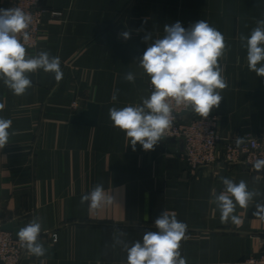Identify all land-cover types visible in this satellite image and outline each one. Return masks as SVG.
<instances>
[{"label": "crops", "instance_id": "crops-1", "mask_svg": "<svg viewBox=\"0 0 264 264\" xmlns=\"http://www.w3.org/2000/svg\"><path fill=\"white\" fill-rule=\"evenodd\" d=\"M42 6L38 46L26 52L58 56L63 78L57 82L42 69L29 73L33 86L20 96L0 80V117L10 119L9 132H15L0 149L2 223L18 232L39 219L38 242L46 249L43 257L27 251L22 264H127L116 240L129 246L142 240L164 211L188 226L180 247L187 262L238 264L259 257L264 221L253 212L264 204V173L220 162L191 170L182 142L167 138L153 150L137 144L134 151L125 132L112 126L109 109L150 96V77L139 58L163 38L165 25L179 21L187 29L203 19L230 46L220 60L227 87L209 116H219L225 138H264V77L249 70L240 41L264 19V0H42ZM0 8H10L9 1L0 0ZM55 12L61 16L53 17ZM123 31L131 38L124 40ZM128 72L134 83L123 79ZM89 103L99 106L97 124L73 123ZM221 177L244 180L249 191L260 193L248 208L237 205L240 224L220 220L214 194L224 191ZM98 183L106 192L116 190L115 200L90 210L81 197Z\"/></svg>", "mask_w": 264, "mask_h": 264}, {"label": "clouds", "instance_id": "clouds-1", "mask_svg": "<svg viewBox=\"0 0 264 264\" xmlns=\"http://www.w3.org/2000/svg\"><path fill=\"white\" fill-rule=\"evenodd\" d=\"M31 23L32 17L20 8H0V80L17 96L25 94L33 86L29 73L42 69L45 73H53L57 82L63 78L58 56H51L47 51L35 56L27 55L25 44L30 39L27 29ZM163 30V38L155 39L138 63L150 77L153 89L150 96L142 97V103L135 106L109 109L112 126L125 132L128 144L134 151L137 144L145 151L154 149L171 127L175 108L191 109L201 117H208L223 99L219 90L227 87L220 60L230 46L226 45L220 31L203 19L187 29L177 21L165 25ZM121 36L128 40L131 33L123 31ZM150 39V33L143 37L145 42ZM240 41L247 50L249 70L256 76L264 77V19L256 22L250 35H241ZM123 79L134 83L135 75L128 72ZM111 99H117L115 92ZM2 108L3 105H0ZM11 125L10 119L0 117V149L8 144L10 134L15 135V132H9ZM241 142L237 141L238 144ZM254 168L264 169V159H257ZM221 180L224 191L214 194L220 220L222 223L231 221L240 224V218L234 214L237 205L241 209L248 208L260 193L249 191L244 180L239 183L225 177H221ZM115 191L106 192L103 184L98 183L90 192L82 195L80 202L87 203L90 210H96L102 205L112 204ZM255 208L253 215L264 221V204L257 203ZM154 224L155 231L144 232L142 240L135 241L131 246L124 240H116L127 252V264H187L180 251L181 241L186 238L187 224L169 211H164ZM41 229L39 219H33L16 233L21 247L36 257L46 254V249L38 242Z\"/></svg>", "mask_w": 264, "mask_h": 264}, {"label": "built area", "instance_id": "built-area-1", "mask_svg": "<svg viewBox=\"0 0 264 264\" xmlns=\"http://www.w3.org/2000/svg\"><path fill=\"white\" fill-rule=\"evenodd\" d=\"M10 8H20L32 17V23L27 31L30 39L25 44L26 49L35 51L38 46L43 20L44 8L42 0H8ZM53 13V17H60ZM23 41L22 36L20 37ZM150 92L153 90L149 84ZM174 120L165 132L164 138L181 141L183 144L182 158L191 170L211 167L216 163L227 166H237L264 173V169L256 170L254 163L264 159V138L243 135L238 139L225 138L220 131L218 115L206 118H196L191 109L175 108ZM242 140L241 143H237ZM2 207L0 204V264H22L27 249L21 247L18 238L4 230L2 223ZM57 237L54 236V241ZM187 264H201L187 262ZM238 264H264V252L259 257L251 256Z\"/></svg>", "mask_w": 264, "mask_h": 264}, {"label": "water", "instance_id": "water-1", "mask_svg": "<svg viewBox=\"0 0 264 264\" xmlns=\"http://www.w3.org/2000/svg\"><path fill=\"white\" fill-rule=\"evenodd\" d=\"M98 115H99V106L93 103H89L86 109L78 114L76 117L72 119L73 123L80 124V125H88V126H95L98 122ZM6 231H14L11 226L3 227ZM16 238L17 235H15Z\"/></svg>", "mask_w": 264, "mask_h": 264}]
</instances>
